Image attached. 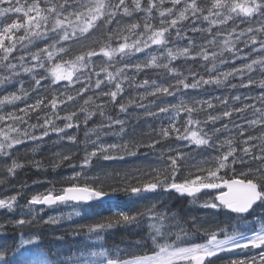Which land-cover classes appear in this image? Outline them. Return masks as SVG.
Here are the masks:
<instances>
[{"label":"snow or ice","instance_id":"snow-or-ice-1","mask_svg":"<svg viewBox=\"0 0 264 264\" xmlns=\"http://www.w3.org/2000/svg\"><path fill=\"white\" fill-rule=\"evenodd\" d=\"M0 264H264V0H0Z\"/></svg>","mask_w":264,"mask_h":264},{"label":"trees","instance_id":"trees-1","mask_svg":"<svg viewBox=\"0 0 264 264\" xmlns=\"http://www.w3.org/2000/svg\"><path fill=\"white\" fill-rule=\"evenodd\" d=\"M72 131H74V130H72ZM79 137L83 138V131L82 130L79 133ZM39 158L40 157L38 156L37 159H39ZM128 159H129V161H133L135 158L130 157ZM113 166L119 167V165H113ZM124 167L125 168H132L133 164L129 163L127 165H124ZM70 171L71 170L67 169V168L57 170V172L49 171L47 173V175L45 176L44 174H37L35 172V170H26L25 172L19 174L18 179L22 180V181H27L29 184H31L33 180H38V179L39 180H50V181L57 182V187H59L60 186L59 181L62 179V177L67 176L70 173ZM108 171H111V168H109ZM14 182L15 181H13V183ZM118 204H119V207L121 209H125L128 206V198L121 196L120 200L118 201ZM178 206L179 205H177V207ZM95 210L97 212H99L101 215L107 216V215L111 214V211H115L116 208L112 207L110 210L109 206L105 204V205H101L100 207H97ZM116 239H119V236H117Z\"/></svg>","mask_w":264,"mask_h":264},{"label":"rangeland","instance_id":"rangeland-1","mask_svg":"<svg viewBox=\"0 0 264 264\" xmlns=\"http://www.w3.org/2000/svg\"><path fill=\"white\" fill-rule=\"evenodd\" d=\"M69 148H70V146H66L65 147V150H69ZM56 150V149H55ZM54 150V151H55ZM63 178V177H62ZM41 190H43L42 188H41ZM120 204V203H119ZM98 207H100V206H98ZM65 211H67V209H65ZM59 212V210H50L49 212H48V215H54V214H57Z\"/></svg>","mask_w":264,"mask_h":264}]
</instances>
